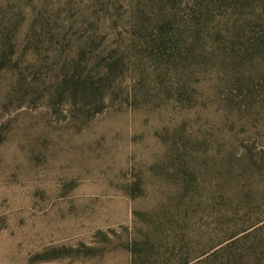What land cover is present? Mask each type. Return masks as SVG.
<instances>
[{
    "label": "rangeland",
    "instance_id": "rangeland-1",
    "mask_svg": "<svg viewBox=\"0 0 264 264\" xmlns=\"http://www.w3.org/2000/svg\"><path fill=\"white\" fill-rule=\"evenodd\" d=\"M0 264H264V0H0Z\"/></svg>",
    "mask_w": 264,
    "mask_h": 264
}]
</instances>
